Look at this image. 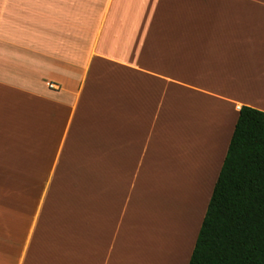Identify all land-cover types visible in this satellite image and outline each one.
Wrapping results in <instances>:
<instances>
[{
    "label": "crops",
    "instance_id": "0c3cea01",
    "mask_svg": "<svg viewBox=\"0 0 264 264\" xmlns=\"http://www.w3.org/2000/svg\"><path fill=\"white\" fill-rule=\"evenodd\" d=\"M242 106L264 0H0V264H158V194L207 153L189 264Z\"/></svg>",
    "mask_w": 264,
    "mask_h": 264
},
{
    "label": "trees",
    "instance_id": "16d2710c",
    "mask_svg": "<svg viewBox=\"0 0 264 264\" xmlns=\"http://www.w3.org/2000/svg\"><path fill=\"white\" fill-rule=\"evenodd\" d=\"M189 264H264V111L240 109Z\"/></svg>",
    "mask_w": 264,
    "mask_h": 264
},
{
    "label": "rangeland",
    "instance_id": "374dc122",
    "mask_svg": "<svg viewBox=\"0 0 264 264\" xmlns=\"http://www.w3.org/2000/svg\"><path fill=\"white\" fill-rule=\"evenodd\" d=\"M206 154L198 158L197 166L199 163V167L192 168L193 171L196 170L191 171L192 175L188 178V182L169 184L172 195L170 192L158 194L155 206L162 211L161 225L164 226V222H166V229L159 232V244L155 243L153 246L155 247L153 252H156L157 259L159 258L158 264L184 263L188 242L191 241L194 233L192 228L203 210L205 200L202 198L209 189L205 183V176L202 174L207 164Z\"/></svg>",
    "mask_w": 264,
    "mask_h": 264
},
{
    "label": "bare ground",
    "instance_id": "6f19581e",
    "mask_svg": "<svg viewBox=\"0 0 264 264\" xmlns=\"http://www.w3.org/2000/svg\"><path fill=\"white\" fill-rule=\"evenodd\" d=\"M166 246H168V245H166Z\"/></svg>",
    "mask_w": 264,
    "mask_h": 264
}]
</instances>
